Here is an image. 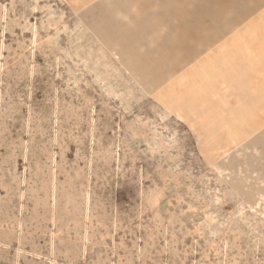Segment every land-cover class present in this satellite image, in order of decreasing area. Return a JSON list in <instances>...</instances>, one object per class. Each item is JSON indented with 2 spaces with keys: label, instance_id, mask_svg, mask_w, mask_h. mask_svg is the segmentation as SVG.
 Masks as SVG:
<instances>
[{
  "label": "rangeland",
  "instance_id": "1",
  "mask_svg": "<svg viewBox=\"0 0 264 264\" xmlns=\"http://www.w3.org/2000/svg\"><path fill=\"white\" fill-rule=\"evenodd\" d=\"M0 264H264V0H0Z\"/></svg>",
  "mask_w": 264,
  "mask_h": 264
},
{
  "label": "crops",
  "instance_id": "2",
  "mask_svg": "<svg viewBox=\"0 0 264 264\" xmlns=\"http://www.w3.org/2000/svg\"><path fill=\"white\" fill-rule=\"evenodd\" d=\"M202 1H209L210 2V0H202ZM129 2H131V1H129ZM146 4H148V3H146ZM200 14H203L204 13V15L205 16H208V17H213V15H214V13L215 12H213L212 13V10H211V8H206V9H200L199 11H198ZM155 16L153 15V17H151V18H147V20H146V22H144V24L143 23H141L140 25L141 26H146L147 24H149L150 23V21H153V20H155ZM202 19V18H201ZM133 20V19H132ZM200 20V19H199ZM146 28V27H145ZM145 28H143V27H141V29L140 28H138V29H136V30H131V31H133V35H136V34H134V32H137L138 34H141V32L142 31H144L145 32ZM132 35V34H131ZM182 35H185V34H182ZM146 78L148 77V76H145ZM151 77V76H150ZM154 77V76H153ZM149 79V78H148ZM147 79V80H148ZM153 79H155V80H151L152 82H155V83H157V78H153ZM158 79H159V83L160 84H164L165 82H167L169 79H167V78H163L162 79V77H158ZM167 79V80H166ZM166 80V81H165ZM160 84L158 85V86H160Z\"/></svg>",
  "mask_w": 264,
  "mask_h": 264
}]
</instances>
